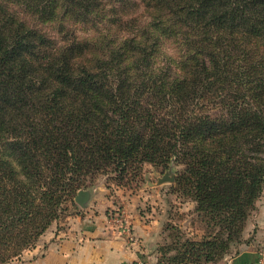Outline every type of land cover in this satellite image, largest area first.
Returning a JSON list of instances; mask_svg holds the SVG:
<instances>
[{"label": "trees", "instance_id": "1", "mask_svg": "<svg viewBox=\"0 0 264 264\" xmlns=\"http://www.w3.org/2000/svg\"><path fill=\"white\" fill-rule=\"evenodd\" d=\"M146 162L205 222L158 264L223 258L264 189V0H0V264Z\"/></svg>", "mask_w": 264, "mask_h": 264}, {"label": "rangeland", "instance_id": "2", "mask_svg": "<svg viewBox=\"0 0 264 264\" xmlns=\"http://www.w3.org/2000/svg\"><path fill=\"white\" fill-rule=\"evenodd\" d=\"M69 26L72 29H79L76 28V24L70 23ZM182 169L183 166L176 162L169 163L167 167L146 162L136 175L128 174L122 181H117L113 175L105 174L88 177L78 191L96 189L100 185L107 189L109 194H116L118 191L121 195V206L127 200L133 201L145 221L160 218L163 232L155 245L158 264L161 245L175 241L176 235L183 236L182 239L186 237L199 239L205 231V222L197 215L194 201L185 197L175 183ZM164 174L172 176L174 180L160 181ZM77 192L73 202L68 201L59 217L53 221L59 228L67 226L73 216L84 213L85 206L75 200ZM84 204L86 205V202ZM123 218L126 221L124 213ZM154 260L152 257L140 262L153 264ZM208 264H264V189L256 200L255 209L248 217L241 239L231 245L230 251L223 258Z\"/></svg>", "mask_w": 264, "mask_h": 264}, {"label": "crops", "instance_id": "3", "mask_svg": "<svg viewBox=\"0 0 264 264\" xmlns=\"http://www.w3.org/2000/svg\"><path fill=\"white\" fill-rule=\"evenodd\" d=\"M88 191L83 214L73 216L63 228L52 223L33 248L6 264H134L152 257L157 264L155 245L163 232L162 220L145 221L133 201L121 206L118 191L109 194L100 185ZM117 207L129 231L112 222L109 213Z\"/></svg>", "mask_w": 264, "mask_h": 264}, {"label": "built area", "instance_id": "4", "mask_svg": "<svg viewBox=\"0 0 264 264\" xmlns=\"http://www.w3.org/2000/svg\"><path fill=\"white\" fill-rule=\"evenodd\" d=\"M109 214L112 222L117 226L119 230H128L127 223L123 218L122 210L119 207L112 209ZM134 264H142V262L135 261Z\"/></svg>", "mask_w": 264, "mask_h": 264}, {"label": "water", "instance_id": "5", "mask_svg": "<svg viewBox=\"0 0 264 264\" xmlns=\"http://www.w3.org/2000/svg\"><path fill=\"white\" fill-rule=\"evenodd\" d=\"M174 178L172 176H168L167 174H164V176L161 178L160 181H173ZM89 191L88 190H80L77 192V196L75 197V200L82 206H85V202L88 199Z\"/></svg>", "mask_w": 264, "mask_h": 264}]
</instances>
